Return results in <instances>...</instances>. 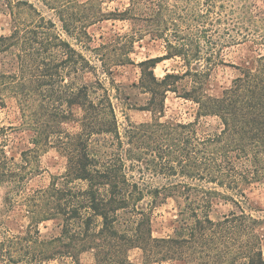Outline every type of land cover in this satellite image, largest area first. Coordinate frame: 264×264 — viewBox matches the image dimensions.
<instances>
[{
    "label": "trees",
    "instance_id": "16d2710c",
    "mask_svg": "<svg viewBox=\"0 0 264 264\" xmlns=\"http://www.w3.org/2000/svg\"><path fill=\"white\" fill-rule=\"evenodd\" d=\"M124 1L121 9L100 8L98 18L135 25L132 49L148 34L165 52L138 63L135 85L148 94L138 109L151 118L127 117L123 131L109 90L99 80L77 82L93 71L91 61L33 5L23 2L27 19L0 35V106L15 99L21 120L0 127V264H81L87 252L94 264H264L263 221L242 205L246 190L264 183V9L256 0ZM90 24L77 23V34ZM245 43L258 55L229 64L225 50ZM175 57L184 70L157 78V64ZM217 65L238 74L215 97L205 85ZM187 77L190 88L178 94ZM169 92L195 105L191 121L163 120ZM15 128L30 134L19 158L4 148ZM47 147L66 158L65 171L30 190ZM216 196L234 208L212 218ZM168 198L177 201L173 232L154 236V210ZM47 222L53 230L43 233ZM135 249L138 262L130 258Z\"/></svg>",
    "mask_w": 264,
    "mask_h": 264
},
{
    "label": "rangeland",
    "instance_id": "374dc122",
    "mask_svg": "<svg viewBox=\"0 0 264 264\" xmlns=\"http://www.w3.org/2000/svg\"><path fill=\"white\" fill-rule=\"evenodd\" d=\"M51 7L46 6L42 0H0V35H8L18 19L21 21L27 19L25 6L27 2L36 8L46 19L52 20L61 36L67 40L71 46L78 52H81L91 61L94 67L92 72H86L78 81L88 84H96L99 80L108 90L112 98L113 105L117 114L120 130L127 124L126 118L132 122L140 123L149 121L150 113L140 111L138 106L147 102L148 94H145L135 84H138L141 76V68L138 63L160 56L165 52L164 42L160 39L154 40L148 34L143 38L135 40L133 49L128 41V34L135 31V25L128 20H118L103 17L99 19L97 11L102 8L103 12L113 10L115 7L123 8L124 0H48ZM257 4L264 9V0H256ZM66 20L69 30L66 32L62 28L60 18ZM89 23L80 34H77V23ZM131 49V52L129 50ZM258 52L253 51L250 43L227 48L223 57L229 64H240L257 56ZM184 70L183 62L175 57L163 60L158 63L154 69L157 78H162L166 73L178 72ZM238 74V70L229 65H217L211 71L208 82L205 85L207 93L211 96H220L224 89L228 88L231 81ZM75 80V81H76ZM191 86L190 78L182 79L177 84L178 94ZM120 90V98H116V89ZM177 93L169 92L165 101L166 113L163 120L172 119L176 121L188 122L193 119L195 105L183 98L178 97ZM127 97L128 99H125ZM131 104L132 107H129ZM129 107V108H128ZM75 112V110H74ZM211 120V121H210ZM210 122H213L210 119ZM20 110L13 98H9L4 106H0V127L20 126ZM75 131V125L68 126ZM9 131L5 150L7 154L16 153L19 158V150L29 146V133L25 130L16 129ZM1 141V140H0ZM17 144V145H16ZM17 146V147H16ZM38 170L30 176L27 181V188L30 190L47 187L54 176L61 175L65 171L66 158L62 156L55 148L47 147L38 153ZM223 191L222 189H219ZM224 192V191H223ZM2 190H0L1 199ZM247 200L242 204L244 209L263 221V249H264V183L258 182L252 184L246 190ZM177 201L174 198H168L165 203L157 206L153 213L152 230L154 236H165L172 234L174 221L177 219ZM1 206V204H0ZM233 204L222 196H216L212 203L210 216L218 217L232 210ZM18 219L24 225L26 220ZM12 231L18 228L17 225L9 224ZM43 233L52 232L53 225L47 222L40 226ZM141 252L137 249L130 251V258L138 262ZM81 264H94L93 256L90 252L81 255ZM50 264H58L51 262ZM164 264H180L176 262Z\"/></svg>",
    "mask_w": 264,
    "mask_h": 264
}]
</instances>
